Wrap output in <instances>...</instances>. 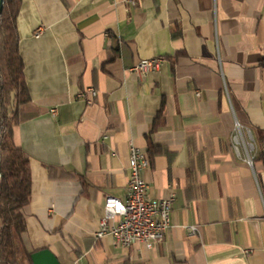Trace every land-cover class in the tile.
I'll list each match as a JSON object with an SVG mask.
<instances>
[{
    "label": "crops",
    "instance_id": "crops-1",
    "mask_svg": "<svg viewBox=\"0 0 264 264\" xmlns=\"http://www.w3.org/2000/svg\"><path fill=\"white\" fill-rule=\"evenodd\" d=\"M16 27L27 249L60 264H264V0H21ZM155 56L159 71L129 70ZM235 120L253 167L232 149ZM131 145L147 195L174 196L151 249L94 235L105 196L125 198Z\"/></svg>",
    "mask_w": 264,
    "mask_h": 264
},
{
    "label": "trees",
    "instance_id": "trees-1",
    "mask_svg": "<svg viewBox=\"0 0 264 264\" xmlns=\"http://www.w3.org/2000/svg\"><path fill=\"white\" fill-rule=\"evenodd\" d=\"M20 2L4 0L0 15V264H20V255L32 264L31 253L42 249H27L23 240L31 177L28 159L13 140L17 107L28 99L16 27Z\"/></svg>",
    "mask_w": 264,
    "mask_h": 264
},
{
    "label": "built area",
    "instance_id": "built-area-1",
    "mask_svg": "<svg viewBox=\"0 0 264 264\" xmlns=\"http://www.w3.org/2000/svg\"><path fill=\"white\" fill-rule=\"evenodd\" d=\"M121 1L128 7L134 6L137 2V0ZM40 33L41 29L38 28L35 36H39ZM164 61L165 58L162 56L141 58L129 70L142 77L151 71H159ZM87 91L93 96L96 95L93 88ZM80 95L83 96V92ZM230 143L237 157L253 167L257 149L250 129L235 120ZM148 164L144 151L131 145L128 153L125 198L121 200L112 195L105 196L104 214L94 233L96 238L110 236L116 245L128 247L142 244L147 249H151L156 242L164 238L165 233L172 226L170 212L174 196L158 199L147 195L148 185L141 172L148 167ZM188 229L193 233L196 227L190 225Z\"/></svg>",
    "mask_w": 264,
    "mask_h": 264
},
{
    "label": "water",
    "instance_id": "water-1",
    "mask_svg": "<svg viewBox=\"0 0 264 264\" xmlns=\"http://www.w3.org/2000/svg\"><path fill=\"white\" fill-rule=\"evenodd\" d=\"M4 0H0V15L3 9ZM1 137V135H0ZM32 264H60L55 254L48 248H42L34 251L30 255Z\"/></svg>",
    "mask_w": 264,
    "mask_h": 264
}]
</instances>
